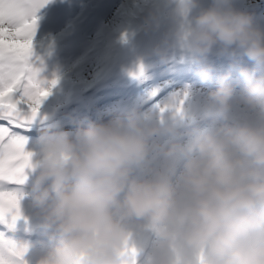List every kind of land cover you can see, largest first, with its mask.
Segmentation results:
<instances>
[{
    "label": "clouds",
    "instance_id": "9594fccd",
    "mask_svg": "<svg viewBox=\"0 0 264 264\" xmlns=\"http://www.w3.org/2000/svg\"><path fill=\"white\" fill-rule=\"evenodd\" d=\"M174 4L175 35L202 79L214 48L254 62L239 68L238 97L230 70L204 99L211 122L168 145L156 137L177 135L175 123L155 111L133 109L74 132L45 129L32 194L56 242L37 264H129L131 217L171 241L178 264H264V27L234 0ZM234 97L248 113L239 120L231 117ZM153 152L163 165L147 168Z\"/></svg>",
    "mask_w": 264,
    "mask_h": 264
},
{
    "label": "rangeland",
    "instance_id": "374dc122",
    "mask_svg": "<svg viewBox=\"0 0 264 264\" xmlns=\"http://www.w3.org/2000/svg\"><path fill=\"white\" fill-rule=\"evenodd\" d=\"M65 1H69L68 4L65 6L61 4V8L49 21L50 29L44 30L37 26V31L33 37V52L30 59L33 65L40 69V77L46 82L55 79L56 72L52 69V65L59 55L63 59V70L66 72L62 82L50 85V91L43 98L37 116L30 122L32 126H38L39 129L44 130L54 124H60L64 130L74 132L77 127L86 124L82 117L77 115L71 119L62 112L63 107H70L64 101V94L66 93V86L71 82L75 84V97L85 99V103L92 110L93 121L106 122L113 119L115 111L113 106L108 104L105 99L96 98L95 94L89 92L99 91L101 88H111L115 82L123 85L126 83L128 85L133 84V78L139 81L141 79L143 83L148 84L150 74L147 73L149 74L147 75L144 71L153 66L161 71L158 75L160 81L155 87H149L148 92L144 91L134 95L138 103H134L127 109L138 110L141 108L142 112L152 111L150 105L145 107L144 105L148 102L151 94L160 93L162 95L155 101V104L163 112H168V109H171L173 114L178 117L180 114L177 112V103L170 101L171 95L177 93V96L186 99L190 112L187 116L180 115V117L175 118L176 121L186 123L189 117L197 120L206 115L203 110V103L209 91L200 90L198 87L193 89L178 87L176 82L170 78L172 73H164L167 72L168 67H162V64L168 60L178 58L175 49H182L186 53H190L177 38L166 41L162 34V26L166 21L175 17L174 0H135V3L133 0H106L102 4V9H99L100 11H98V7L96 11L90 10L92 15L84 28L76 23L72 29L66 28L65 23L74 17L79 3L83 0ZM206 1L200 0L199 7H206L211 3V0L209 3ZM129 3L133 4L132 7ZM234 3L237 8L251 13L254 20L264 22V0H234ZM142 6H147V9H143ZM199 7L193 10V15L199 11ZM41 9L42 7L37 12L40 13L39 19L43 15ZM134 16L136 18L133 20ZM100 21L107 22V30L97 34V25ZM110 29L111 33L108 32ZM151 31H157L158 34H155L151 42L144 44V40ZM86 33L92 37L91 40L97 37L98 44L91 45L89 40L84 37ZM111 35H114L115 38H112ZM69 36L71 38L67 39ZM157 46L160 48L159 50L155 49ZM70 53H74V55L71 56ZM210 54L218 58V61H210L208 58L206 60L213 64L212 70L214 74H218L216 79H221L230 70V79L238 77L239 68L244 67L245 63L251 62L247 56L222 53L218 48H214ZM221 57H225L228 62H222ZM97 62L98 65H96ZM73 63L74 66H71ZM24 106L27 107V105ZM246 115L248 113L243 106L236 102L231 116L242 119ZM165 121L172 122L171 118ZM26 147L33 152L34 160L36 151L31 138H28ZM155 155L160 154L156 153ZM30 203L27 198L20 197L21 214L15 221L23 222V211H26L23 206ZM27 207L30 209L29 206ZM32 211L30 227L33 224H39L43 217L39 206ZM9 217L11 218V216ZM129 227L146 229L150 227V224L144 219L142 223H133ZM34 254H36V250H34ZM44 254L46 251L42 252V256ZM164 256L162 255L161 258L163 259ZM40 258L35 260V264Z\"/></svg>",
    "mask_w": 264,
    "mask_h": 264
},
{
    "label": "snow or ice",
    "instance_id": "6c2138e0",
    "mask_svg": "<svg viewBox=\"0 0 264 264\" xmlns=\"http://www.w3.org/2000/svg\"><path fill=\"white\" fill-rule=\"evenodd\" d=\"M48 0H0V219L20 213V189L33 166L23 130L56 80L46 82L30 59L38 10ZM24 105H27L25 107ZM0 264H13L10 257Z\"/></svg>",
    "mask_w": 264,
    "mask_h": 264
},
{
    "label": "bare ground",
    "instance_id": "6f19581e",
    "mask_svg": "<svg viewBox=\"0 0 264 264\" xmlns=\"http://www.w3.org/2000/svg\"><path fill=\"white\" fill-rule=\"evenodd\" d=\"M134 1V3H135V0H133ZM129 5H130V7H132V3L130 4L129 3ZM155 34H158V32L157 31H151V32H149L148 33V35H147V38L144 40V43H147V42H151L152 41V39H153V37L155 36ZM146 41V42H145ZM74 66V63L73 64H71V66ZM237 96V95H236ZM238 97V96H237ZM235 103H236V97H234V105H235ZM168 106V108H170L169 107V105H167ZM234 107V106H233ZM168 110H171V109H168ZM172 117H175V115L174 114H172ZM172 120V119H171ZM172 122L174 123V121L172 120ZM25 208L27 209V207L25 206ZM30 215H31V211L29 210V209H27V212H26V216H25V218H24V220H25V222L27 221V222H30L29 221V217H30ZM26 222V223H27ZM30 258V257H29Z\"/></svg>",
    "mask_w": 264,
    "mask_h": 264
},
{
    "label": "water",
    "instance_id": "95a60500",
    "mask_svg": "<svg viewBox=\"0 0 264 264\" xmlns=\"http://www.w3.org/2000/svg\"><path fill=\"white\" fill-rule=\"evenodd\" d=\"M165 29H166V30H168V29H170V30L175 29L174 24L169 23L168 26H167ZM173 35H175V33H172V34H171V36H173Z\"/></svg>",
    "mask_w": 264,
    "mask_h": 264
}]
</instances>
